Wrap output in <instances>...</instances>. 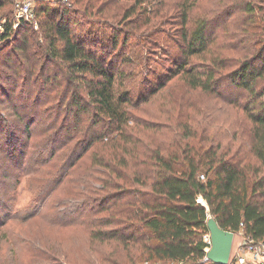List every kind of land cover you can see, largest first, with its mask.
<instances>
[{"label":"trees","instance_id":"1","mask_svg":"<svg viewBox=\"0 0 264 264\" xmlns=\"http://www.w3.org/2000/svg\"><path fill=\"white\" fill-rule=\"evenodd\" d=\"M68 1L69 7L60 1L55 2L57 7H51L52 3H37L36 12L44 35L41 39L36 37L37 31L32 25L22 24L14 29L9 22L13 0H0V12L7 5L12 12L2 14L8 22L0 38V66H7L12 73L13 85L18 86L20 82L33 92L44 85L42 90L48 92L58 76L65 74L78 91L73 109L67 110L68 115L75 110L72 117L76 120L72 129L68 127L67 136L69 140L82 136L69 152H66L68 143L59 144L60 149L65 148V154L57 159L60 163L55 184L46 196L73 174L84 153L101 144L104 152L93 155L92 165L96 169L83 188L73 192L78 203L76 213L100 214L102 210L115 209L124 199L123 204H133L136 209L125 218L126 222H132L125 223V233H120L119 227L104 231L93 229L91 233L98 241L130 244L137 239L145 249L139 257L141 264H216L206 260L211 245L204 236H210L207 226L210 217L222 229L236 233L243 224L245 238L264 240V0H219V9L211 15L193 16L199 0H180L169 10L163 4L156 11L155 15L160 12L163 17L168 10L167 15L176 18L179 40L175 45L181 53L175 63L180 68L176 75L185 92L203 93L209 96L210 102L216 104L221 100L236 109L232 119L236 121V129H228L222 135L216 130L218 122L211 121V126L195 132L189 125H178L171 147L166 150L149 149L134 137L130 129L129 90L117 84L122 72L115 63L107 65V59L99 53L106 49L91 47L95 42L72 27L78 23L73 18L75 14L82 19L108 17L105 0ZM138 4L151 6L148 0H139ZM73 5L78 6L75 12L71 10ZM94 22L99 24L97 20ZM232 23H240L242 29L232 35L234 44L230 45L228 35ZM159 37L156 33V38ZM218 37L224 43L217 48ZM107 40L114 48L119 43V34L112 32ZM232 52L240 55L236 57ZM194 57L203 60V66L191 64ZM164 86L165 82L156 90ZM83 116L88 117V124L84 123ZM58 120L59 117L49 128H55ZM61 128L62 125L56 132H61ZM26 129L29 132L30 126ZM16 133L17 129L11 136ZM130 158L140 165L150 164L153 177L148 181L137 176L136 185L129 186L130 178L120 168ZM7 178L13 177L8 174ZM5 179L4 174L0 175V202L6 199L0 226L11 213L8 203L15 200L13 192L16 193L19 181L14 184ZM95 182H100L101 188H96ZM113 215L116 216L112 213L110 220L115 218ZM106 224L119 226L121 223L107 221L95 226ZM48 247L63 254L60 246ZM55 261L66 263L59 258Z\"/></svg>","mask_w":264,"mask_h":264},{"label":"rangeland","instance_id":"2","mask_svg":"<svg viewBox=\"0 0 264 264\" xmlns=\"http://www.w3.org/2000/svg\"><path fill=\"white\" fill-rule=\"evenodd\" d=\"M138 1L105 0L108 17L98 15L82 19L75 14L73 18L78 23L72 24L77 33L95 42L91 47L106 49L107 51L99 53H103L108 61L107 65L109 62L115 63L122 72L117 78V84L121 83L125 91L129 90L132 101L129 106L132 118L130 129L135 134L134 137L149 149L159 147L166 150L171 147L178 125H189L192 132H195L204 126H211L212 122H218L216 130L219 129L222 135L228 129H236V121L232 120L236 109L221 100L216 104L210 102L209 96L203 93L187 94L178 81L179 75L176 73L180 68L175 63L181 53L175 41L179 40V29L176 27V18L167 14L173 4L180 0H148L151 6H140ZM163 4L168 8L165 14L167 16L162 17L160 12L155 15ZM50 6L57 7L55 3ZM219 7V0H199L193 16L200 13L211 15ZM71 8L75 12L78 6L73 5ZM6 11L12 13L10 5L0 12V19H3L2 14ZM10 16L12 19L11 14ZM37 20L39 28H34L37 31L36 37L44 39L41 20L40 23L39 17ZM241 29L240 23H232L228 35L230 45L234 44L232 35ZM112 32L119 34V43L114 48L107 40ZM156 33L160 36L159 39L156 38ZM215 33L221 35L219 31ZM223 43L222 37H218L215 47L223 46ZM232 55L238 57L240 54L232 52ZM202 61L194 57L190 63L203 66L205 62ZM1 74L0 166L4 168L0 175L4 174L6 182L15 184L17 179L19 181L16 193L13 192L15 200L8 203L11 205V209H8L11 213L6 223L0 226V264H56L57 258L66 262L65 264H141L139 257L145 249L137 239L136 243L130 244L102 243L91 233L93 229L104 231L116 227H119L120 233H125V223H132L126 222L125 218L130 211L136 209L133 204H123L126 202L124 199L115 209L102 210L100 214L76 213L78 203L72 196L73 192L83 188V183L96 169L92 165L93 155L104 152L101 144L84 153L73 169V174L46 196L55 184V174L60 163L57 159L65 154V148L60 149L59 144L68 143L66 152H69L82 136L73 140H69L67 136L68 127L72 129L76 123L75 117H72L75 110L72 114H67L68 108L70 111L73 109L74 95L78 92L76 87L67 81V75L61 74L48 92L42 90L44 85L36 87L33 92L20 82L18 86H14V77L11 78L12 73L7 66H0ZM163 82L164 88L157 91L159 84ZM153 91L157 93L151 94ZM38 114H41L39 118ZM57 117L59 120L55 128H49ZM64 119L67 122H63ZM83 119L84 123H89L87 116H83ZM27 125L30 126L29 132H26ZM61 125V132H56ZM16 129L15 136H11ZM59 133L63 134L58 135ZM107 140L106 138L104 142ZM79 152L80 149L77 153ZM153 170L150 164L140 165L134 158H130L129 163L120 168L130 178L127 182L129 186L136 185L137 176L149 181L153 177ZM8 174H11L12 180L7 178ZM93 176L97 174L94 173ZM94 185L101 188L100 182H95ZM4 201L6 199L0 202L1 215L4 212ZM200 201L203 202L202 199ZM112 213L116 216L113 215L115 218L110 220ZM107 221L121 224L95 226ZM209 237L205 235L204 240L208 242ZM242 238L244 233L237 232L233 252ZM49 245L56 249L60 246L63 254L52 251ZM65 254L68 256L64 257Z\"/></svg>","mask_w":264,"mask_h":264},{"label":"built area","instance_id":"3","mask_svg":"<svg viewBox=\"0 0 264 264\" xmlns=\"http://www.w3.org/2000/svg\"><path fill=\"white\" fill-rule=\"evenodd\" d=\"M57 1L68 7L70 6L68 0H13V17L9 22L12 23L14 29H17L22 24H29L38 29L37 3H55ZM7 22L6 18L0 20V38L5 31ZM241 231L243 232V224L241 225ZM208 243H210V240ZM229 264H264V240L255 241L245 237L242 238L235 252L232 251Z\"/></svg>","mask_w":264,"mask_h":264},{"label":"water","instance_id":"4","mask_svg":"<svg viewBox=\"0 0 264 264\" xmlns=\"http://www.w3.org/2000/svg\"><path fill=\"white\" fill-rule=\"evenodd\" d=\"M207 226L211 247L206 260L216 264H229L237 233L222 229L213 217L208 219Z\"/></svg>","mask_w":264,"mask_h":264}]
</instances>
